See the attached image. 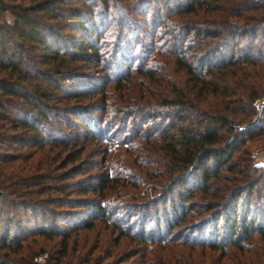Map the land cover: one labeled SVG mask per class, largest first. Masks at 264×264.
Here are the masks:
<instances>
[{
  "label": "trees",
  "instance_id": "16d2710c",
  "mask_svg": "<svg viewBox=\"0 0 264 264\" xmlns=\"http://www.w3.org/2000/svg\"><path fill=\"white\" fill-rule=\"evenodd\" d=\"M72 1L0 0V264H225L227 247L230 263L264 248V163L245 146L264 140V0ZM157 29L133 70L109 75L126 35ZM99 60L109 91L80 75ZM92 112L121 131L110 176L91 172ZM96 223L109 233L81 250ZM30 227L37 250L22 249Z\"/></svg>",
  "mask_w": 264,
  "mask_h": 264
},
{
  "label": "rangeland",
  "instance_id": "374dc122",
  "mask_svg": "<svg viewBox=\"0 0 264 264\" xmlns=\"http://www.w3.org/2000/svg\"><path fill=\"white\" fill-rule=\"evenodd\" d=\"M70 1V5H73L74 2L72 0ZM97 7L95 8L96 10H100V8H98L99 3L96 2ZM112 8H108L107 10V18L110 17V15H117L119 13V10L117 11H112ZM109 11H111L109 14ZM105 13V14H106ZM9 15L7 13H3L2 14V19H8ZM109 26L111 27V19L109 20V22L106 25V28L109 29ZM107 31V30H105ZM159 29L156 30V32H152V36L149 35V33H145V34H141L140 32L137 34V32H132V34H137L136 37H138L135 42V40H131L130 38H128V35H126V37H124V39L126 40V42L123 43V45L121 46V48L116 52V54L111 55L109 53V55L107 54L106 57L109 58V60L105 63H108L109 65V75L112 76L113 74H119L121 69H124V67H129V69H134L136 64L140 61V57L143 56V54L145 52H147L148 49L152 48L154 45L159 44V40H157V38L155 37V34L159 33ZM144 32H148V31H144ZM148 47V48H147ZM104 60V59H103ZM103 60H99V63L93 66H89L90 68H85L84 71H82V74L84 76H89V78L91 79V83L93 84H88V85H93L94 88H99V87H104L105 89H107L109 91V88L111 87V82H103L101 81L103 75H104V69L101 68V65H103L104 63H102L101 61ZM105 61V60H104ZM101 62V63H100ZM118 63V65H117ZM160 63V61H159ZM161 66V70H163L162 66ZM165 71L167 72L169 67L166 66L165 67ZM118 71V72H117ZM82 79V78H81ZM79 79L78 81H81L77 86L79 85H83L84 79L81 80ZM90 82V80H89ZM85 85V84H84ZM76 87V86H75ZM264 94L259 96L258 98H256L257 100H259L260 98H263ZM85 102L83 103H87L86 99L87 97L83 98ZM255 101V99H254ZM255 106V108L257 107L258 103L253 102ZM264 106L260 107V108H256L257 112L255 114V116L253 117L254 119H258L260 117V111ZM92 116V117H91ZM88 115V117L91 119V122L94 123V126L96 127L97 130H100L101 132V137L102 139L99 137L98 140L94 139L92 140V143L89 146V149H96V152L94 153V156L92 158H89V161H97L99 164V167H95L91 170V172H95V173H100V168L102 164L107 165V167L109 168V176H110V171L114 170H118L121 167L120 161L125 157L124 155V144H122V146H117V135L121 133V131L119 130V128H111L109 130L106 131L105 128H102V121L99 119V117L97 116V112H92V114ZM98 117V119H97ZM94 120H93V119ZM97 120V123L95 122ZM99 120V121H98ZM103 120V119H102ZM260 120V119H259ZM98 127H100L101 129H99ZM125 133V132H124ZM116 134V135H115ZM245 146L247 147V151L248 153L252 156V161L257 163V164H262L264 163V140L263 139H256V140H245ZM104 148L105 152L103 151ZM99 150L103 151V154H101V152H99ZM102 155V156H100ZM101 157V158H100ZM105 161V162H104ZM110 166L113 167V169H110ZM113 170V171H114ZM118 189L121 191V189L118 187ZM125 195V193H124ZM123 196V195H122ZM95 197V196H94ZM96 199V197H95ZM117 217H120V214H117ZM130 219L135 220L134 222L137 224L138 219L136 217H131ZM29 225V223H28ZM56 226L58 228L63 229L64 226L62 223L57 222ZM162 226H160V230L158 233H153L151 234V236L153 237V239L156 237L155 234H160L159 236H165L163 235L162 232ZM94 229L92 230H87V231H83V232H79L78 234V242L80 245L81 250L82 249H86V247L88 246V244H90V242L94 239V235H96L97 232H100L99 235L101 237L102 234H107L109 233L108 230H104L101 228V225H99L98 223H96L93 227ZM9 234H11L12 229H9ZM33 228H29L28 230H23V233H27V237H24V241L22 242L23 244H25L26 246L23 247L22 249H30V247H32L34 250H37L41 240L39 238V236L37 235H30V232L32 231ZM146 233V231H145ZM114 235V234H113ZM108 236V235H107ZM108 244L107 243V248H108ZM153 244V243H152ZM110 249H112V255H115L116 253H120L121 251H124V249L127 248V250L129 249L130 246H127L124 241L122 240V243H120V246H116V247H112L109 244ZM225 249V248H224ZM248 249V248H247ZM245 249V252H243L242 255H239L238 258V263L235 262V260H233L232 263L229 262L228 258H233L230 257L231 254L235 255L234 253V249L227 247L226 250V254L222 257V259L220 260V263H225V264H241V262L243 264H257V262H259V264H264V252H263V247H259L257 250L255 251H251V250H247ZM186 251H184L181 246L178 245H173V249L172 251H168V252H164L165 255H168L170 258L173 257L175 259H181V257L185 254ZM17 253H12L9 254L8 257H6V261H12L14 262L16 260L17 264H21L17 261ZM1 256V255H0ZM35 257L33 258L34 261H37L39 259H42L43 255H34ZM140 256L139 252L134 254L129 260L128 263L131 264V262H133L132 264H136L138 257ZM150 257V259H156L157 262L156 264H165V261L167 262V259L164 258V261L159 262V260L153 256V254H149L148 252H144L143 256H140V258L147 260ZM172 259V258H171ZM135 262V263H134ZM126 263V262H124ZM123 264V263H121Z\"/></svg>",
  "mask_w": 264,
  "mask_h": 264
},
{
  "label": "built area",
  "instance_id": "2783aa9c",
  "mask_svg": "<svg viewBox=\"0 0 264 264\" xmlns=\"http://www.w3.org/2000/svg\"><path fill=\"white\" fill-rule=\"evenodd\" d=\"M253 102H255V103L257 102L258 105H257L256 108H260V107L264 106V97L263 98H260L259 100L255 99V101H253Z\"/></svg>",
  "mask_w": 264,
  "mask_h": 264
},
{
  "label": "water",
  "instance_id": "95a60500",
  "mask_svg": "<svg viewBox=\"0 0 264 264\" xmlns=\"http://www.w3.org/2000/svg\"><path fill=\"white\" fill-rule=\"evenodd\" d=\"M1 193V192H0Z\"/></svg>",
  "mask_w": 264,
  "mask_h": 264
}]
</instances>
